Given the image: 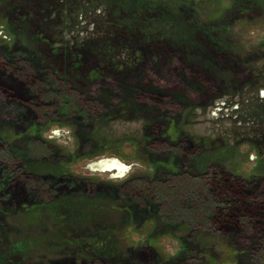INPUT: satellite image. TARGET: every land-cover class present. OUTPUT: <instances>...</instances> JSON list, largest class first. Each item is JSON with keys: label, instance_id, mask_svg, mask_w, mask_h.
Returning a JSON list of instances; mask_svg holds the SVG:
<instances>
[{"label": "rangeland", "instance_id": "rangeland-1", "mask_svg": "<svg viewBox=\"0 0 264 264\" xmlns=\"http://www.w3.org/2000/svg\"><path fill=\"white\" fill-rule=\"evenodd\" d=\"M33 57L55 87L0 98V264H257L202 179L264 180V0H0V76ZM24 176L52 193L11 200Z\"/></svg>", "mask_w": 264, "mask_h": 264}, {"label": "trees", "instance_id": "trees-1", "mask_svg": "<svg viewBox=\"0 0 264 264\" xmlns=\"http://www.w3.org/2000/svg\"><path fill=\"white\" fill-rule=\"evenodd\" d=\"M35 1L31 0L33 3ZM38 62L37 57H33L25 60V62L21 61L16 64L7 62L2 64V67L5 69L3 72L10 77L3 76L2 78L0 76V81L10 87V91L6 90L5 93L0 95V98L8 108L9 106L12 108L6 110H9L14 115L16 114V116L21 115L26 108L32 110L31 112L41 113L47 106L46 98L52 93L53 87H55L54 79L51 75L42 71L41 67L37 65L39 64ZM11 77L14 81L12 84L10 82ZM137 83L133 88L137 87ZM97 88L98 86H96ZM115 88L117 89V87ZM138 92L140 91L137 89L136 93ZM142 97L148 103H150L149 99L152 100L150 104L153 106H161L165 103L164 97L161 99L155 95L148 97L147 94H143ZM28 105L30 106L28 107ZM73 105H75V108L72 111L80 119H88L94 113V107L97 104L91 103L87 105L86 103L83 104V101H80V104ZM147 108L149 110L152 106H147ZM1 148L0 145V168H3L2 163H5L6 159ZM20 179L24 180L22 182L23 185L16 186L13 190L9 187L8 192L10 193L11 200H18V198L19 200H29L37 196L39 198L49 196L52 193V190L50 191L51 187L55 185L50 179L45 184L42 182L43 180L36 177L24 176V178ZM202 181L206 182L205 184L208 187L210 196L214 197L211 200L210 216L206 220L209 223L212 222L214 226L219 227L221 230H235L238 228L239 232H242L240 234L251 236L249 244L253 243L254 261L257 264H264V180L258 178L257 183H255L257 187H255L252 183L246 184L238 181L236 178L224 173L221 169L214 167L210 174L208 173L203 176ZM149 194V192H146L145 195H142L145 203L154 201V195ZM202 205L204 204L202 203ZM258 233L263 235V240L260 243L256 242L254 244L257 238H254V241L252 238ZM83 264L94 263L84 262Z\"/></svg>", "mask_w": 264, "mask_h": 264}]
</instances>
